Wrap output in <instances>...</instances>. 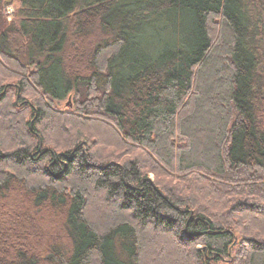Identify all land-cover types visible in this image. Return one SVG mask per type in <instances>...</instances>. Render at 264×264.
I'll return each mask as SVG.
<instances>
[{"label": "trees", "instance_id": "trees-1", "mask_svg": "<svg viewBox=\"0 0 264 264\" xmlns=\"http://www.w3.org/2000/svg\"><path fill=\"white\" fill-rule=\"evenodd\" d=\"M12 1L8 22L0 0V77L20 74L14 84L0 80V104L10 94L20 101L2 111L11 115L4 138L16 146L0 152V264H143L149 231L186 247L185 264H264L263 224L250 218L258 229L245 239L233 228L248 212L264 216L263 187L235 188L253 200L229 209L231 221H215L149 178L163 168L201 173L216 179L207 187L214 193L246 184L249 173L259 180L264 0ZM33 93L36 111L25 101ZM71 95L84 119H96L91 129L104 125L130 157L90 164L82 120L59 124L80 136L75 150L43 148L53 118L64 120L48 106ZM98 199L107 224L95 226L88 213Z\"/></svg>", "mask_w": 264, "mask_h": 264}, {"label": "rangeland", "instance_id": "rangeland-1", "mask_svg": "<svg viewBox=\"0 0 264 264\" xmlns=\"http://www.w3.org/2000/svg\"><path fill=\"white\" fill-rule=\"evenodd\" d=\"M2 4H5L6 6L2 9L3 13H6V18L8 22H11L15 18V13L18 8V4L13 2L12 0H2ZM9 10L11 12H9ZM79 60L76 61L78 63ZM0 80L4 79L3 81H13L10 82L11 84L19 79L16 77H19L20 73L16 72V70L13 69H7V73H1ZM8 74V76H7ZM5 83V82H4ZM16 83V82H15ZM31 89H35V87L30 86V89L27 90V93L31 92ZM10 90V89H9ZM7 92V91H6ZM5 92V93H6ZM30 95V94H29ZM18 95L12 96L10 94V98L4 102V104H0V152L4 153L6 151H10L11 149H14L15 144H9L7 141L10 140L9 138L6 139L4 136L6 135V129L9 126V121L11 120V115L8 118H5L7 114H2V111H16L13 108H10L11 105L9 104V101L11 103L18 104L20 101L19 97L17 98ZM28 97L27 100H25L30 106L34 108V110L40 105V98L37 96V94L33 93ZM46 104V103H45ZM19 105V104H18ZM48 106V105H47ZM14 107V105L12 106ZM53 112V115H61L64 117V120L60 122V118H53L52 125L53 127L51 128V132L46 133L47 130H49L50 126L49 124H43L40 128V131L46 133V142H43V148H48L52 150L53 152L56 153H61V152H66V151H72L77 148V143L80 138L78 134L75 131V136H68L66 131L61 132L59 129V124L60 126L64 125L66 127H70L69 122L73 121L75 123H80L81 120L85 121L84 124H88L87 128H84L85 130L89 131L90 139L84 138L82 141L85 143V148L84 152L88 153V141L93 143L94 148L92 151V162H89L90 164H95L97 166H102L105 165L103 163L110 162L111 158H107L108 155H112V160L114 159L115 162H123V160L126 157H130V155L124 151L121 146L119 147L120 144H116L115 139L108 134L106 131L107 129L104 128L103 126H97L95 130H92L91 128L95 127L94 122L96 119L92 118V115L89 116L91 119H84L87 118L88 116L84 115L81 113L82 105H78L76 102V97L75 95H71L66 101L62 103H58L52 106H48ZM17 106L15 107V109ZM19 108V106H18ZM3 109V110H2ZM36 111V110H35ZM50 111V110H49ZM38 112V110H37ZM28 114V113H27ZM17 120L15 123H19L18 119H22V115H26V112H23V114L18 115L16 113ZM28 118H30V115H28ZM27 118V119H28ZM43 118V116H42ZM77 121V122H76ZM90 122H93L92 124H89ZM108 125L107 123H105ZM8 130V129H7ZM76 130V129H75ZM9 131V130H8ZM11 133V131L9 132ZM85 133H87L85 131ZM109 137V138H107ZM113 139H110V138ZM119 149H123L122 153H119ZM93 157V158H92ZM108 165V164H107ZM163 171H152L149 173V178L152 181V183L159 185L162 190L166 191L168 189H174L178 193H180L182 196L183 201H193L191 208L194 210L195 214H200L203 213L204 215L212 218L215 221H223L224 218L229 219L231 221L232 217L234 215V212L228 213L229 209L231 208L238 202L240 201H245L247 200L248 202L253 200L252 197L248 195H242L239 196L237 193H232L233 191H236V189H240V193H242V189L247 188V192L252 190L253 185L255 186H260L263 187L262 189L264 190V181L261 180L262 178L264 179V172L263 173H257V177H259V180L255 182H251L249 178V174L246 175L244 181L246 184L242 185H237V184H230L229 187L227 188H218L219 191H215V193L211 190H208L207 187H209L210 182L212 183H217L216 179H210L206 180V177L201 176V173L197 174V177H193L191 174H183L179 175L177 173H173L165 168H163ZM262 175V176H261ZM40 179H45L44 177H39ZM209 179V178H207ZM261 180V181H260ZM251 182V183H250ZM200 183V184H199ZM204 183L203 185H201ZM236 188V189H235ZM227 189V190H225ZM232 189V191H230ZM191 192V193H189ZM203 192V194H202ZM249 194V193H247ZM228 195V196H227ZM222 199V201L220 200ZM99 200V199H98ZM221 201L219 203L220 205L224 203V205L227 203V206H224L222 210L220 207L216 206V203ZM225 201V202H224ZM247 203V202H246ZM194 204V206H193ZM223 206V204H222ZM90 212L88 213L89 219L94 224L95 226H99L102 224H107V220L103 218L104 214L106 213V209L104 207L103 201H95L91 205ZM220 209V210H219ZM234 211V210H231ZM253 212H248L249 216L247 214H243L241 218L239 217L238 219L236 218L238 222H234L235 225L233 228L237 230V234L240 239L246 238L247 235H250V228L254 229V224L251 222L250 218H254L256 222L259 221V223L263 224L264 226V216L260 214L251 215ZM216 214H219V216H215ZM220 217V218H218ZM259 217V218H258ZM257 219V220H256ZM220 223V222H218ZM258 229V228H256ZM160 234H155L153 232H148V237L150 238L146 250L143 254L142 258V263L143 264H185L186 262V255L185 252L187 251V248H179L177 246L172 245L171 242H166L164 238H159ZM174 240V239H173ZM175 241V240H174ZM179 246V245H178ZM200 247V246H199Z\"/></svg>", "mask_w": 264, "mask_h": 264}, {"label": "built area", "instance_id": "built-area-1", "mask_svg": "<svg viewBox=\"0 0 264 264\" xmlns=\"http://www.w3.org/2000/svg\"><path fill=\"white\" fill-rule=\"evenodd\" d=\"M9 12H11V11L9 10Z\"/></svg>", "mask_w": 264, "mask_h": 264}]
</instances>
